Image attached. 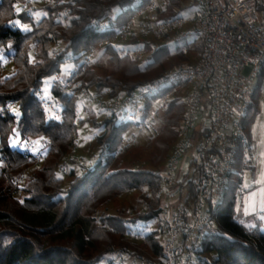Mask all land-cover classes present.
Returning <instances> with one entry per match:
<instances>
[{
    "label": "trees",
    "instance_id": "trees-1",
    "mask_svg": "<svg viewBox=\"0 0 264 264\" xmlns=\"http://www.w3.org/2000/svg\"><path fill=\"white\" fill-rule=\"evenodd\" d=\"M42 1L49 3L45 6L48 15L36 20L27 0H0V49L4 56L0 61V109H4L0 112V264H99L103 258L122 252L151 261L162 253L161 230L135 242L128 236L126 223L149 222L161 215L162 184L156 172L137 165L142 152L148 150L153 151L150 165L166 162L184 107L172 100L154 136L143 145H135V140L128 147L124 145L125 136L138 124L120 121L116 116H106L102 122L88 118L104 131L96 137L100 152L97 161L84 167L72 156L78 125L85 123L78 120V96L91 89L110 97L131 95L159 80L165 70L177 60L188 59L189 54L182 46L161 48L143 69L109 45L104 50L111 65L107 73L100 74L92 66L96 61L86 65L73 86L62 89L68 77L63 75L62 64L70 58L78 62L92 47L109 41L150 0ZM170 2L182 11L189 6L184 5L185 0ZM18 4L22 5L19 14L15 11ZM114 10H118L116 15H112ZM17 19L29 24L32 31L25 33L12 27L9 22ZM195 50L201 55L203 44L198 42ZM29 53L35 62H29ZM9 66L12 73L3 77ZM55 73L61 74V80H53L51 98L63 108L60 120L49 118L42 104L43 84ZM162 95L150 99L146 110L151 111L152 101ZM9 104L19 110V118L8 109ZM256 110L255 102L245 122L249 136ZM13 129L20 133L22 142L44 138L40 140L39 165L34 154L10 146ZM140 147L142 152L137 150ZM128 157L133 159L127 161ZM65 163L69 165L68 189L58 176ZM248 169L250 166H244L243 157L238 155L219 205L217 226L204 242V253L215 256L209 264H264L263 219L256 218L255 226L247 228L235 215L243 174ZM193 176L183 178L191 191L188 198L194 197ZM135 192L141 193L138 206L115 214L107 212L120 196Z\"/></svg>",
    "mask_w": 264,
    "mask_h": 264
},
{
    "label": "built area",
    "instance_id": "built-area-1",
    "mask_svg": "<svg viewBox=\"0 0 264 264\" xmlns=\"http://www.w3.org/2000/svg\"><path fill=\"white\" fill-rule=\"evenodd\" d=\"M188 5L193 13L186 16L170 0H150L109 41L92 47L83 64L76 62L73 73L62 86V89L73 86L75 77L84 73L86 65L97 61H93V54L98 47L105 49L112 45L120 56L135 60L145 69L161 48L203 44L201 55L194 50L193 59L180 60L159 80L139 87L131 95L82 93L108 117L116 116L120 121L138 125L139 117L147 115L150 123H155L172 100H178L184 107L176 141L164 166L156 172L164 201L158 217L164 239L162 253L145 261L122 252L103 258L99 264L211 263L204 253V242L210 230L217 226L219 205L238 155L243 157L244 166H251L255 160L256 145L245 129V122L256 96L264 93V0H191ZM53 77L55 81L61 80L59 73ZM159 94L162 97L153 100L151 111H147V103ZM42 104L50 110L49 118L53 114L62 118L60 105L53 98H42ZM189 148L196 154L193 198H188L191 191L186 183L177 181L179 162ZM34 155L40 162L42 153ZM61 171L67 174L68 163ZM184 191L188 193L185 201ZM173 201L179 202L175 209ZM126 225L129 238L135 242L151 233L139 222Z\"/></svg>",
    "mask_w": 264,
    "mask_h": 264
},
{
    "label": "rangeland",
    "instance_id": "rangeland-1",
    "mask_svg": "<svg viewBox=\"0 0 264 264\" xmlns=\"http://www.w3.org/2000/svg\"><path fill=\"white\" fill-rule=\"evenodd\" d=\"M185 2L186 3H184V5L186 6V4H189L191 0H185ZM47 4L49 3L44 2L42 0H27V3H26V5H30L28 9L30 10V12H32V14L37 13V12L41 14L40 18L44 16L43 14L45 12H47L45 8ZM17 6L21 8L22 5L18 4ZM117 13H118V10H114L112 15H116ZM192 13H193V10L190 6H187L183 10V14L186 16H189ZM197 43L192 44V45H187L186 47H184V51L188 52L190 59H193V57L196 56L195 54H197L196 52L195 54L193 53V51L197 49ZM104 50H105L104 48L98 47L95 54H93V61L97 60L98 63L93 64L92 66H94L100 74L107 73L111 66L109 63V58L106 55H104ZM85 60L86 58L83 57L78 62V64L79 65L83 64ZM177 61L175 62L176 64L178 63ZM175 63L173 64V67L176 65ZM75 67H76V62L72 60V58H70V61H66L62 64V67H61L62 70H64L65 68L67 69V71H63V75L65 77L69 76L71 73H73ZM173 67H171L168 70H165L164 74L168 72L169 70L173 69ZM11 73H12V67L10 66L6 67L3 77L10 75ZM245 74H247V72ZM47 81H50V83L46 85ZM53 84L54 82L53 80H51V78H48L45 80L43 87H42V97L44 99L51 98ZM46 86H47V98H45V93H44V89ZM90 93H95V90L91 89ZM255 102L257 103L256 116H255V121L252 123L251 129H250L251 138L254 144L256 145L255 160L251 164L253 166V169H248L243 174L244 175L243 184L241 186V190L239 192V196L237 198V203L235 206L236 219L247 228L254 227L256 224V221H255L256 218L260 216L262 217V213L264 212V210H262V204H261V201L264 200V194H262L260 191L262 188H264V183H257V181H260L262 180V178H264L262 177V174H264V163H262V160H264V155H262L264 154V93H258V95L255 98ZM77 103H78L77 104L78 120L80 122L81 119H79V116H83L82 120H84L85 123H79L78 125V133L76 136V146L73 151L74 153L72 152L73 153L72 156L76 158V160L78 161V164L86 163L88 165L90 164V161L91 162L95 161V159L100 155V152H99V149L96 143V137L102 134V132L104 131L103 128L98 127V126L96 127L93 122L88 121V118L96 119L98 122H102L107 115L99 107L93 104L90 101V99H88L87 96H85V94H80L78 96ZM62 110H63L62 106H59V111L62 112ZM148 116L149 115L139 117L137 123L140 122L139 123L140 125H137L136 127L131 129V131H129L126 134L124 145L132 143L135 140H136L135 145H138V143L143 145L149 140V138L153 137L154 134L159 130L162 124V121L165 118L164 114L156 118L155 123H150ZM145 122L150 123V125L145 126L144 125ZM41 148H42V145L40 143V151H42ZM15 149H19L24 152L28 151L32 153L30 149H22L19 146H17ZM137 150H141L142 152L141 147L137 148ZM130 151L133 152V155L136 152V150L133 147L132 149H130ZM152 152H153L152 150L142 152V155L139 159L140 166L137 165L139 169H147L148 171H151V172H157L164 166L165 162L163 163L162 166L159 165L157 167H153L152 165L149 164ZM191 155L196 158L195 151L189 150L187 153H185L182 160L184 161L186 158L189 161ZM132 159L133 158L127 161H131ZM188 161L186 162L183 168V174L189 173V179H190L193 176V172L196 169V165L193 164L192 166H189ZM37 165H39L38 161H37ZM1 166L2 164L0 163V167ZM58 176L64 179L65 181L64 188L68 189L69 182H70L68 175L63 173L61 170H59ZM177 181L179 184L182 183L183 181L182 177L181 178L178 177ZM246 184L250 185V187L246 188L245 187ZM180 191H181V187L178 186L177 187L178 195L180 194ZM252 193H256V195L253 196ZM187 195L188 193L184 191L183 196H182L183 201H185V199L187 198ZM140 197H141L140 192H135L132 194H124L120 196L116 201H114L111 205H109L107 212L110 214H115L117 213L118 210L128 211L131 208L138 206ZM178 204H179L178 201H173L172 202L173 208L174 209L177 208ZM253 207L255 208L254 211L252 210ZM246 209H247V212H246ZM139 224L143 228L146 227V231H149V232L159 231L160 229L159 218L153 219L149 222H139ZM260 225H261V229L264 231V219L262 220V223ZM163 241L164 239L163 237H161V242ZM214 257L215 256L213 254L207 255V259L210 262L213 261Z\"/></svg>",
    "mask_w": 264,
    "mask_h": 264
},
{
    "label": "snow or ice",
    "instance_id": "snow-or-ice-1",
    "mask_svg": "<svg viewBox=\"0 0 264 264\" xmlns=\"http://www.w3.org/2000/svg\"><path fill=\"white\" fill-rule=\"evenodd\" d=\"M60 2L63 3V0H60ZM15 11L17 14H19L21 12V8L19 6H16ZM33 15L36 17L37 20L40 19V16H41L40 13H38V12L33 13ZM43 15L47 16L48 13L45 12ZM9 23L12 27L18 28L22 32L27 33V32L32 31V27L29 24L21 23V21L19 19L15 20V21H10ZM9 47H11V45H9ZM2 53H3V49H0V61L4 60V56L2 55ZM49 55H51V53H49ZM29 57H30L29 62H35L31 53H29ZM63 71H67V69L65 68ZM54 79H56V78L55 77L51 78V80H54ZM48 83H50V81H47L46 85ZM44 93H45V98H47V86L44 89ZM7 107L12 113L15 114V116L17 118L20 117L21 113L19 112V110L17 108L13 107L11 104H9ZM45 110L50 111L48 108H46ZM2 111H4V109H0V112H2ZM50 118H54L56 120L61 119V117L59 115H54V114L52 116H50ZM79 119L82 120L83 116H79ZM43 139H44L43 137L40 138V140H43ZM40 140H36V141L31 142V143H29L28 141L22 142L21 137H20V133L16 129H13V138H10V146L13 148H16L17 146H19L22 149H30L33 154H36L37 152L40 151ZM33 144L35 145V147L32 146ZM262 155H264V154H262ZM262 163H264V160H262ZM262 177H264V174H262ZM257 183H264V178H262V180H260V181H257ZM245 187L248 188V187H250V185L246 184ZM260 191L262 194H264V188H262ZM252 195L255 196L256 193H252ZM21 203H23V201H21ZM261 204H262V210H264V200L261 201ZM252 210L254 211L255 208L253 207ZM246 212H247V209H246ZM262 219H264V217H262Z\"/></svg>",
    "mask_w": 264,
    "mask_h": 264
},
{
    "label": "crops",
    "instance_id": "crops-1",
    "mask_svg": "<svg viewBox=\"0 0 264 264\" xmlns=\"http://www.w3.org/2000/svg\"><path fill=\"white\" fill-rule=\"evenodd\" d=\"M189 150H194V149H193V148H189L188 151H189ZM188 151H187V152H188ZM192 155H193V154H192ZM192 155H191L189 161H188V159H186V158H185L184 161L182 160L183 158L180 160V162H179V163H180L179 167H181V168L178 169L177 178H178V177H179V178L182 177V179H183L185 175H189V173H185V174H183V168H184V166H185V164H186L187 161H188V163H189V166H192V165H193V162H194L196 159H195V157H193ZM194 164H195V163H194ZM250 169H253V166H252V165L250 166ZM163 203H164V202H163ZM177 206H178V205H177Z\"/></svg>",
    "mask_w": 264,
    "mask_h": 264
}]
</instances>
